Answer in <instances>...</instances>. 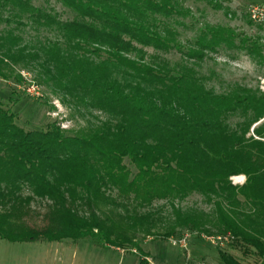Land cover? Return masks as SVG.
<instances>
[{
  "label": "trees",
  "instance_id": "obj_1",
  "mask_svg": "<svg viewBox=\"0 0 264 264\" xmlns=\"http://www.w3.org/2000/svg\"><path fill=\"white\" fill-rule=\"evenodd\" d=\"M36 1L0 0V79L25 85L24 71H34L29 87L43 85L67 105L102 117L78 130L54 122L27 132L0 102V239L157 236L152 215L139 210L155 200L181 202L197 194L214 213L174 208L162 238L178 230L231 234L264 261V242L253 233L264 209L257 191L264 185V92L235 84L218 94L199 74L220 51H246L263 62V47L230 27L211 25L183 41L180 28L193 19L188 0ZM27 29L36 43L24 38ZM173 54L181 59L172 62ZM253 127L255 137H249ZM241 175L247 183L238 190L230 179ZM35 200L50 203L57 229L15 230L12 220ZM118 212L120 227L109 218ZM103 239L120 247L134 241ZM222 263L239 264L226 255Z\"/></svg>",
  "mask_w": 264,
  "mask_h": 264
},
{
  "label": "rangeland",
  "instance_id": "obj_2",
  "mask_svg": "<svg viewBox=\"0 0 264 264\" xmlns=\"http://www.w3.org/2000/svg\"><path fill=\"white\" fill-rule=\"evenodd\" d=\"M217 2L218 5L214 8L188 0L185 6L191 9L193 19L184 22L186 28H180L182 40H191L205 25L230 27L236 31L237 35L245 37L250 42H258L264 52V26L262 21L256 22L252 18L253 10H264V0H217ZM35 5L45 4L38 0ZM51 6L64 20L70 19V14L61 6L54 3ZM24 38L26 41L32 39L31 41L36 43L38 37L35 36V32L27 29ZM168 58L172 62H177L181 56L173 54ZM24 72L25 85L0 79V102L3 108L14 117L18 127L27 132L44 131L47 125L57 122L62 129L71 131L85 127L87 122H94L93 117H102L97 112L87 114L84 109L67 105L63 101L64 96L43 85L37 84L39 90L29 87L33 80L36 82L37 73L27 70ZM199 74L207 78V88L213 89L218 94L225 93L235 84L253 89L259 88L264 92V61L249 56L246 51H220L219 54L205 60L199 69ZM236 122L237 119L231 121L232 124ZM262 122L256 126L262 125ZM249 137H255L254 127ZM230 182L239 190L247 183V178L243 175L235 176L230 179ZM263 186L257 189L258 193H262L261 195H264ZM27 195L29 193L25 192V196ZM49 206L50 203L47 201L35 200L28 211L17 215L12 220L15 230L21 233L28 231L41 233L49 228L57 229L58 220L50 215ZM174 208L182 209L184 212L195 210L205 215H211L215 211L213 205L197 194H192L181 202H171L167 199L155 200L149 207L139 210L138 214L152 215L151 219L156 228L153 233L159 234L157 236H147L142 232L136 235H83L81 237L68 235V238L58 242L38 240L29 243H10L0 239V264H223V255L233 257L239 264H264V261L252 252L245 251V248L235 240L223 248H217L206 240V237L231 234L211 235L199 231L178 230L176 235L162 238L165 230H168L174 222ZM243 208L244 211L251 209ZM120 213L122 212L109 216L119 227L120 224H124L119 217ZM254 227V235H258V238L264 242V209L256 219ZM25 236L29 237V235ZM125 236L134 238L131 246L120 247L103 239L106 237L118 239Z\"/></svg>",
  "mask_w": 264,
  "mask_h": 264
},
{
  "label": "built area",
  "instance_id": "obj_3",
  "mask_svg": "<svg viewBox=\"0 0 264 264\" xmlns=\"http://www.w3.org/2000/svg\"><path fill=\"white\" fill-rule=\"evenodd\" d=\"M252 18L253 20L262 21V24L264 26V10L255 9L252 11ZM188 236H186L187 238ZM185 238V241H186ZM206 240H208L212 245L215 247L223 248L225 245L232 243L234 241V237L232 235L227 236H221V237H206Z\"/></svg>",
  "mask_w": 264,
  "mask_h": 264
}]
</instances>
